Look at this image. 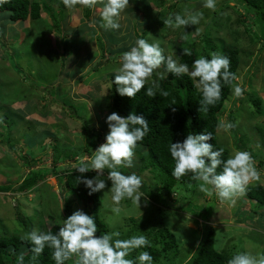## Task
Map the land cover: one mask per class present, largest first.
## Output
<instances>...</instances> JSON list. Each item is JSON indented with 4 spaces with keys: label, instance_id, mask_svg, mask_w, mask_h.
<instances>
[{
    "label": "rangeland",
    "instance_id": "obj_1",
    "mask_svg": "<svg viewBox=\"0 0 264 264\" xmlns=\"http://www.w3.org/2000/svg\"><path fill=\"white\" fill-rule=\"evenodd\" d=\"M33 1L45 3L52 14L31 21L28 29L24 21L13 23L9 13L0 10V109H4L0 111V184L10 187L0 192V236L25 237L33 228L45 231L50 224L61 226L62 219L76 209L90 213L91 207L89 210L64 186L61 172L72 168L80 157H91L104 142L108 131L105 118L113 112L107 78L137 38L158 39L166 53L176 52L178 60L183 48L192 49L195 59L222 53L227 47L239 49L236 76L242 80L245 94L235 98L231 88L217 117L218 123L224 119L235 127L230 133L217 129L218 144L227 149L228 157L234 149L250 152L261 180L249 185L264 186V48L257 22L242 6L233 0H217L215 10H210L202 7L204 0H130V7L121 15V29L114 31L101 26L102 0L90 8L88 19L86 8L79 5L69 9L62 0ZM192 10L203 12L199 25L184 30L164 22L170 14L186 15ZM79 23L86 27H79L81 35L76 37L77 28L69 24ZM49 30L67 35L51 47ZM249 95L261 98L259 113ZM74 112L78 116L72 115ZM145 156V147L137 146L134 167L120 169L143 178L141 191L146 196L141 198L140 209L125 200L121 213L115 214L110 181L104 191L96 193L99 205L92 214L105 223L108 232H120L121 239L144 234L153 245V237L159 238L166 227L168 239L175 240L177 247L154 264H186L208 227L213 230L217 251L231 255L264 252V208L243 201L245 195L238 197L234 206L221 202L215 194L202 191L198 180L175 184L165 192L161 204L154 203L159 185L150 169H142ZM28 171L43 177L26 192L14 191ZM153 247L161 249V245Z\"/></svg>",
    "mask_w": 264,
    "mask_h": 264
},
{
    "label": "clouds",
    "instance_id": "obj_2",
    "mask_svg": "<svg viewBox=\"0 0 264 264\" xmlns=\"http://www.w3.org/2000/svg\"><path fill=\"white\" fill-rule=\"evenodd\" d=\"M66 8L77 5L85 8L96 7L98 0H62ZM9 3V0H0V7ZM217 0H204L205 9L215 10ZM130 7V0H102L100 12L101 26L108 30H120L121 15ZM203 19V12L192 10L186 15L170 14L164 21L173 28L199 25ZM197 34L199 30L196 29ZM182 56H191L189 48H183ZM176 52L166 53L161 41L137 38L127 51L119 57V66L113 73L112 84L116 85V93L121 97L134 98L137 93L146 88V95L154 97L157 91L163 96L169 93L160 87V81L169 74L174 76L186 75L194 83L201 94L200 111H208V106L215 105L220 100L222 88L231 85L232 95L242 98L245 88L242 80L230 71V58L227 55L211 52L209 56L200 55L192 61L191 67L181 63ZM106 92L104 93V95ZM170 105H175L173 100ZM175 111V109H173ZM107 133L104 142L93 152L91 157H80L72 164V169L78 175L77 182L82 183L92 195L102 192L106 188V181H110V200L115 214L121 213V202L130 200L140 209L141 198L146 195L141 191L143 178L135 172L125 174L120 169L134 167L133 159L138 143L143 141L150 132L149 122L143 115L134 112L122 117L112 112L105 118ZM235 125L227 120H220L217 129L225 133ZM211 132L200 134L188 133L182 141L171 142L168 152L174 162L172 175L179 179L191 174L193 180L201 182V190L209 196H215L221 202L235 205L237 198L246 193L250 183L261 180V171L257 168L250 152L233 150L228 158H224L223 148H214ZM219 169V171H218ZM94 171L91 178L84 175ZM106 171V176H105ZM146 207L148 201H143ZM190 217L188 221L190 222ZM189 222L187 226L189 225ZM50 224L48 230L33 228L26 233L24 239L31 245L33 257L42 254L45 248L52 250V259L55 264H65L69 259L74 264H154L153 256L149 251L151 241L144 235H132L121 239L120 232H104L97 235L98 226L96 217L82 209H76L66 218L58 231L53 233ZM138 251V255L129 258L130 254ZM17 264H24V255L16 257ZM227 264H264V252L253 254L249 251L235 253Z\"/></svg>",
    "mask_w": 264,
    "mask_h": 264
},
{
    "label": "trees",
    "instance_id": "obj_3",
    "mask_svg": "<svg viewBox=\"0 0 264 264\" xmlns=\"http://www.w3.org/2000/svg\"><path fill=\"white\" fill-rule=\"evenodd\" d=\"M239 6H242L247 13L251 14L259 27L260 38L263 41L262 49L264 48V0H233ZM0 10L7 11L10 21L18 20H38L43 12L52 13L45 3H39L33 0H9V3L0 7ZM90 8H86L85 18L90 16ZM82 24V23H81ZM85 25V24H82ZM81 25V26H82ZM86 27V25H85ZM84 27V29H85ZM67 34H64V37ZM97 45L101 51L104 46L101 39H97ZM191 56H179V62L187 63L189 67L192 61L196 58L194 51L191 49ZM239 49L236 47H227L221 54L227 55L230 58V71L237 73L240 56ZM209 56V55H205ZM113 73L107 78L110 89V107L113 112H116L122 117H126L129 113L143 115L149 122L150 132L145 136L143 141L138 143V146L145 147L146 156L142 169H150L154 173V177L159 185V192L156 193L154 203L163 202L165 200V192H169L175 184L179 183H194L191 174L181 177L179 179L172 175L174 162L168 152V147L171 142L182 141L188 133L200 134L202 132H211L212 143L214 148L224 149V158H228V151L218 144L217 137V114L224 106V102L231 92V85H225L222 88L221 98L215 105L208 106V111H200L201 94L194 86V83L188 76H174L169 74L168 77L160 81V87L169 93L168 96H163L157 91L156 96L149 97L146 95V88L150 86L145 85L134 98L121 97L116 93V85L112 84ZM175 105H170L172 101ZM248 100L255 107L256 112L260 111L261 98L255 96H248ZM175 109V111H173ZM77 115V112L72 114ZM78 116V115H77ZM219 171V169H218ZM21 183L14 189L19 193L26 192L36 185L37 181L42 178V174L29 172ZM62 173L63 183L66 188L72 189L77 198L84 206H87L91 215L96 217L98 226L97 235L108 232L105 223L92 210L99 205V197L96 193L89 195L88 190L82 183L77 182L76 177L80 175L72 168L64 170ZM95 173H85L87 177L91 178ZM45 177V176H44ZM9 185L0 184V192H7ZM143 189V187H142ZM246 198L256 204L258 207H264V187L260 184L248 185ZM69 210V209H68ZM25 222V221H23ZM60 226L55 225L51 231L55 233ZM139 228V225H136ZM166 229V230H165ZM160 233V237L156 239L153 237V245H161L158 250L153 245L146 249L153 256V260L157 261L164 256L172 248L177 247V243L173 239H168L167 228ZM48 230V229H47ZM45 230V231H47ZM31 245L24 239V236L18 235H2L0 236V264H17L16 257L21 253L24 255V264H55L52 259L50 248H45L44 252L37 257H33L30 250ZM233 255L217 251L213 247V230L208 227L206 235L199 242L194 254L188 259L186 264H227L228 260ZM131 258V257H130ZM71 259L65 262L69 264Z\"/></svg>",
    "mask_w": 264,
    "mask_h": 264
},
{
    "label": "crops",
    "instance_id": "obj_4",
    "mask_svg": "<svg viewBox=\"0 0 264 264\" xmlns=\"http://www.w3.org/2000/svg\"><path fill=\"white\" fill-rule=\"evenodd\" d=\"M66 9V8H65ZM69 11V10H68ZM52 12V11H51ZM68 13V15L71 13V12H67ZM45 14V16H49V14L48 13H46V12H43L42 14H41V17H40V19L41 20H45V16H43ZM48 14V15H47ZM52 14V13H51ZM19 21H24L25 22V24H26V28L28 29L29 28V25L31 24V21H33V20H31V19H26V20H18V21H11V22H19ZM18 24V23H17ZM81 23H79L78 25H70L69 24V26L70 27H76L77 28V31H76V37H78V36H80L81 34L79 33V31H78V29H79V27H81ZM63 28H64V30H66V25L64 24L63 25ZM66 33H68L67 31H66ZM48 35H49V37L51 36L52 37V39H54V41L53 42H51V38H50V46L51 47H53V43L54 44H56V39H59V42L62 40L63 41V39H64V37H62V36H59V35H56L55 34V31H53V30H49V32H48ZM53 35V36H52ZM72 53H73V50H72ZM5 62V61H4ZM0 63H3V60L2 59H0ZM15 102H18V101H15ZM14 102V103H15ZM3 111L4 109H0V111ZM23 111V110H22ZM18 164H19V162H18ZM21 164V163H20ZM30 171H28V175L30 174L29 173ZM28 175H26V176H28ZM25 178V177H24ZM263 186V185H262ZM264 187V186H263ZM243 201H245V202H248V203H250L251 205H253L254 207H256V208H260V207H258V206H256V204L254 203V202H252V201H250V200H248L247 198H246V196H245V200H243ZM251 205H250V207H251ZM261 208H264V207H261Z\"/></svg>",
    "mask_w": 264,
    "mask_h": 264
}]
</instances>
